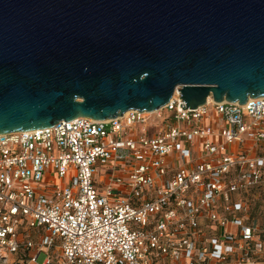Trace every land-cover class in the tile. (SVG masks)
<instances>
[{
    "label": "built area",
    "instance_id": "obj_1",
    "mask_svg": "<svg viewBox=\"0 0 264 264\" xmlns=\"http://www.w3.org/2000/svg\"><path fill=\"white\" fill-rule=\"evenodd\" d=\"M181 104L176 92L150 113L1 133L0 258L210 264L236 257L250 264L263 243L238 215L246 202L234 195L259 188L264 197V97ZM155 119L160 125L152 126ZM100 166L108 168L104 193L96 188ZM48 172L61 183H47ZM203 221L214 232L206 240Z\"/></svg>",
    "mask_w": 264,
    "mask_h": 264
},
{
    "label": "water",
    "instance_id": "obj_2",
    "mask_svg": "<svg viewBox=\"0 0 264 264\" xmlns=\"http://www.w3.org/2000/svg\"><path fill=\"white\" fill-rule=\"evenodd\" d=\"M264 97V0H0V134Z\"/></svg>",
    "mask_w": 264,
    "mask_h": 264
},
{
    "label": "rangeland",
    "instance_id": "obj_3",
    "mask_svg": "<svg viewBox=\"0 0 264 264\" xmlns=\"http://www.w3.org/2000/svg\"><path fill=\"white\" fill-rule=\"evenodd\" d=\"M173 115V114H172ZM158 123L160 125V121L155 119L151 124L152 126ZM133 133H140V128H135L134 130H131ZM215 141V138H213ZM236 145V144H235ZM233 146V145H232ZM241 147L243 144L240 145ZM255 149H247L250 151L251 154L258 153ZM256 152V153H255ZM201 154L200 152H197V155ZM118 171H122L124 162L120 163ZM107 173L108 168L106 166H100L98 168V173L95 174V180H96V188L98 189L99 193H104L105 190V184L107 179ZM46 182L50 184L55 183H61V180L58 178V176H54V174L48 172L46 174ZM66 185V183H64ZM120 194L113 195V198L120 197ZM234 198L237 199H243V201L246 202V211H243L241 213H238L240 217L243 218L245 223L252 224L256 227V235L257 238H259L260 242L263 243V248L261 250L255 249V251L250 256V264H264V197H263V189L255 188L250 189L246 193H238L234 195ZM201 231L202 235L205 234L204 240L210 238V236L214 235V232L210 229V223L203 221L201 223ZM46 257L45 253H42L39 256L38 263L41 264ZM0 264H26L25 262H22L19 260L17 256H9L8 258H0ZM210 264H248L247 262H240L238 258L232 257L226 261H211Z\"/></svg>",
    "mask_w": 264,
    "mask_h": 264
},
{
    "label": "bare ground",
    "instance_id": "obj_4",
    "mask_svg": "<svg viewBox=\"0 0 264 264\" xmlns=\"http://www.w3.org/2000/svg\"><path fill=\"white\" fill-rule=\"evenodd\" d=\"M211 100V97L209 98ZM149 113L152 112V111H148Z\"/></svg>",
    "mask_w": 264,
    "mask_h": 264
},
{
    "label": "crops",
    "instance_id": "obj_5",
    "mask_svg": "<svg viewBox=\"0 0 264 264\" xmlns=\"http://www.w3.org/2000/svg\"><path fill=\"white\" fill-rule=\"evenodd\" d=\"M242 148V147H241ZM232 149H234V147H232ZM250 152V151H249Z\"/></svg>",
    "mask_w": 264,
    "mask_h": 264
}]
</instances>
